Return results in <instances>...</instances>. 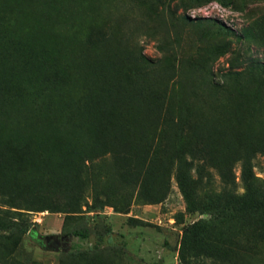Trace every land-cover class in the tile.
I'll list each match as a JSON object with an SVG mask.
<instances>
[{"label":"rangeland","instance_id":"rangeland-1","mask_svg":"<svg viewBox=\"0 0 264 264\" xmlns=\"http://www.w3.org/2000/svg\"><path fill=\"white\" fill-rule=\"evenodd\" d=\"M245 161L264 187V0H0V216L37 233L0 264H264V210L191 212L175 178L241 194Z\"/></svg>","mask_w":264,"mask_h":264},{"label":"trees","instance_id":"trees-1","mask_svg":"<svg viewBox=\"0 0 264 264\" xmlns=\"http://www.w3.org/2000/svg\"><path fill=\"white\" fill-rule=\"evenodd\" d=\"M31 130L29 127H24L20 132L26 135H31L29 133ZM94 144L88 142L81 146H77L78 160L81 159V153L90 154L93 151ZM80 153V155H79ZM74 154V155H75ZM80 167V164L78 165ZM52 171V170H51ZM54 171V169H53ZM71 170L66 165L58 172L60 180H64L65 176ZM53 173V172H52ZM175 178L179 190L181 191L189 211L191 212H207L213 217L220 218L232 214L244 213L249 211H254L257 209L264 210V187L259 185L253 176L251 166L248 161H245L241 169V178L244 183V192L241 194H236L232 191H224L223 193H218L215 195H209L202 199L194 190L193 182L189 175V172L182 164H178L175 173ZM71 188L66 186L65 188ZM41 188L37 189L35 192L39 195ZM78 189H72V192L68 194L67 200L59 201L56 207V211H63L65 213H76L81 212V202L80 195L77 193ZM63 192H69L63 189ZM11 206V205H9ZM16 208L22 209L24 207L15 206ZM46 208V207H41ZM16 210L17 218L15 220H6L0 216V238L3 237L6 241L13 245H17L24 234H29L32 237L37 234L33 223L26 217H23V212ZM33 210V208H25ZM3 212H9V209H4ZM204 220L199 219L192 223L185 225L182 231L181 239L179 242L178 253L181 259L186 256H198L200 249L202 248V231L204 226ZM64 222L62 224L63 231L67 234H73L79 237H87L90 231L86 225L74 226L71 229H64ZM2 230L6 233L1 232ZM109 228H106L108 231Z\"/></svg>","mask_w":264,"mask_h":264}]
</instances>
